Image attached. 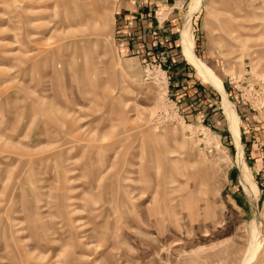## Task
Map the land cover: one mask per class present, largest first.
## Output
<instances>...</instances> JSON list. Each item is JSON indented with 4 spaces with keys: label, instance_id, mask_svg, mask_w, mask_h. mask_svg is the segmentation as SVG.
<instances>
[{
    "label": "rangeland",
    "instance_id": "rangeland-1",
    "mask_svg": "<svg viewBox=\"0 0 264 264\" xmlns=\"http://www.w3.org/2000/svg\"><path fill=\"white\" fill-rule=\"evenodd\" d=\"M121 2L0 0V264H264V0H171L141 57Z\"/></svg>",
    "mask_w": 264,
    "mask_h": 264
},
{
    "label": "crops",
    "instance_id": "crops-1",
    "mask_svg": "<svg viewBox=\"0 0 264 264\" xmlns=\"http://www.w3.org/2000/svg\"><path fill=\"white\" fill-rule=\"evenodd\" d=\"M169 1L171 0H122L117 11V17L119 20L118 28L121 29L122 33L118 39L119 49L124 55H136L138 53L137 56H144L140 49L153 48V46L156 45V42H153L155 38L154 35L163 33L164 31L167 36L170 35L171 31L168 23L164 24V31L161 30L162 24L173 14ZM161 8L166 10L170 8L171 10L166 13V18L163 22H160L158 19L159 10ZM188 64L193 67L191 63ZM185 69L188 71V68L185 67ZM185 69L182 68L179 70L180 74H177L182 76L185 75L184 77L176 79V77L173 76L174 82L171 83V92L172 95L182 96L185 102L183 104V107H185L184 110H198L199 108L195 107L199 102V100H197L198 97H200L202 93L210 91H208V89L204 90L202 84L191 80L190 76L186 74ZM191 93L195 96L194 98L197 101H194L191 97ZM189 97H191L190 100Z\"/></svg>",
    "mask_w": 264,
    "mask_h": 264
},
{
    "label": "bare ground",
    "instance_id": "bare-ground-1",
    "mask_svg": "<svg viewBox=\"0 0 264 264\" xmlns=\"http://www.w3.org/2000/svg\"><path fill=\"white\" fill-rule=\"evenodd\" d=\"M199 1V0H198ZM184 53L185 56L187 57V59H189V61L192 63L193 67L195 68V70L197 71V75L199 77H201L202 75H204L207 78H213L212 75L206 71L205 69H203L201 66L198 65L193 52H192V44L190 42L186 43L185 48H184ZM202 74V75H201ZM225 107L227 109L226 114L228 115V120H230V124H231V129L237 133V125H236V119L230 109V105L228 104L227 99H225ZM245 166V165H244ZM248 169L244 168L243 174H244V178L246 180L250 179V174L247 171Z\"/></svg>",
    "mask_w": 264,
    "mask_h": 264
},
{
    "label": "built area",
    "instance_id": "built-area-1",
    "mask_svg": "<svg viewBox=\"0 0 264 264\" xmlns=\"http://www.w3.org/2000/svg\"><path fill=\"white\" fill-rule=\"evenodd\" d=\"M166 73V72H165ZM169 82H170V77H167L166 83H167V88L169 87ZM168 93V92H167Z\"/></svg>",
    "mask_w": 264,
    "mask_h": 264
}]
</instances>
